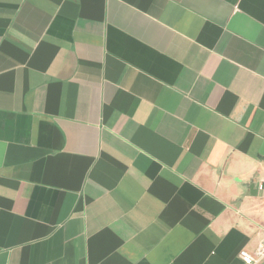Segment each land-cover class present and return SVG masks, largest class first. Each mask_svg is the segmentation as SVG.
Masks as SVG:
<instances>
[{"label": "crops", "instance_id": "obj_1", "mask_svg": "<svg viewBox=\"0 0 264 264\" xmlns=\"http://www.w3.org/2000/svg\"><path fill=\"white\" fill-rule=\"evenodd\" d=\"M260 179L264 0H0V264H242Z\"/></svg>", "mask_w": 264, "mask_h": 264}, {"label": "built area", "instance_id": "obj_2", "mask_svg": "<svg viewBox=\"0 0 264 264\" xmlns=\"http://www.w3.org/2000/svg\"><path fill=\"white\" fill-rule=\"evenodd\" d=\"M257 188L264 198V179L258 181ZM239 257L242 264H264V246H260L253 254L243 250L240 252Z\"/></svg>", "mask_w": 264, "mask_h": 264}]
</instances>
